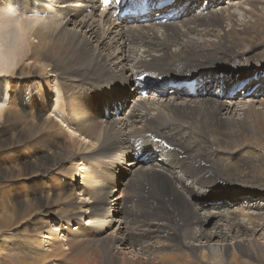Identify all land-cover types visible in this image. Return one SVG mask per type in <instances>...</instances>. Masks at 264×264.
Wrapping results in <instances>:
<instances>
[{
  "label": "bare ground",
  "instance_id": "obj_1",
  "mask_svg": "<svg viewBox=\"0 0 264 264\" xmlns=\"http://www.w3.org/2000/svg\"><path fill=\"white\" fill-rule=\"evenodd\" d=\"M227 4L0 0V158L22 139L27 194L47 188L36 210L0 216V264H264V126L250 117L264 115V0ZM170 5L184 14L162 23ZM20 85L45 105L14 137ZM119 97L128 108L103 118ZM51 102L59 122L43 117ZM61 134L58 150L34 148ZM12 171H0V204Z\"/></svg>",
  "mask_w": 264,
  "mask_h": 264
},
{
  "label": "rangeland",
  "instance_id": "obj_2",
  "mask_svg": "<svg viewBox=\"0 0 264 264\" xmlns=\"http://www.w3.org/2000/svg\"><path fill=\"white\" fill-rule=\"evenodd\" d=\"M94 6H96V5H94ZM82 11L84 12V13H89L90 12V9L89 8H83L82 9ZM99 12L101 13L102 12V9H99ZM46 16V15H45ZM47 17H50V16H47ZM239 18V20H242L243 19V17L241 16V15H239V13L237 12V19ZM7 23H9L8 21H6ZM262 36H264V35H262ZM252 38H248V43L249 44H252V43H254L255 41H257V40H251ZM257 46H259L260 47V44H258ZM27 50V45H26V47H24V49H23V52H25ZM256 78V76L255 77H253V78H251V82H252V80L254 81V79ZM54 79V80H53ZM250 82V83H251ZM49 84L53 87V91L51 92L52 93V96H54V97H52L53 98V100L55 99V96H56V94H58V93H56L55 95H54V91H55V85L54 84H56V79L54 78V76L53 75H50V79H49ZM246 84V83H245ZM245 84H241L240 86H242V87H240L239 86V88L234 92L235 94H234V99H238V96L241 98V99H243L242 98V95L240 94V93H242V89L245 87V86H247V84L245 85ZM249 84V83H248ZM20 87V89H22V99H21V101H20V103H19V105L17 106V112H18V118H16V120H13V123H10L9 124V127H10V129L15 133V135H11V136H14V137H19V135H22V131H23V129L24 128H22V126H29V125H35V119H34V116L36 115V113H37V110H38V108H40V107H42V106H44L45 105V102H42V103H40L38 100H36V99H34V96H33V94L30 92V90L32 89V88H30V86H26V88L25 87H23V86H19ZM22 87V88H21ZM28 87V88H27ZM255 95L256 94H258V93H254ZM58 96L60 97V95L58 94ZM58 97V98H59ZM248 98H250V99H253V94L252 95H249V97ZM244 99H247V98H244ZM253 100H259V99H253ZM53 105H54V103L53 102H51V104L49 105V109H48V113L47 114H45L43 117H48V115L50 116V117H52L53 119H55V121H60V118L59 117H56V118H54V116L52 115V114H56L57 112H58V108H53ZM123 108H125V105L122 107V109ZM15 109V110H16ZM50 110V111H49ZM53 111V112H52ZM99 113L100 112H96V115H99ZM57 116V115H56ZM253 120H255L258 124H260V125H262V126H264V115H255V116H250ZM3 124L2 123H0V131L2 132V133H5L6 132V126H2ZM3 130V131H2ZM65 130V132H67V130L66 129H64ZM62 133H64V132H62ZM13 137V138H14ZM65 137H64V134H61L59 137H57V138H53L52 137V139H51V141H49L48 142V144L46 143V145H48L47 147H41L39 144H38V146H36L35 145V149H37V150H39V149H41V150H39L41 153H43L44 151H47L48 150V148L50 149V150H56V148H57V150H58V148L61 146V143L63 142L62 140L64 139ZM13 140V139H12ZM16 141V140H15ZM24 144V141L21 139L20 140V143H19V149L18 148H16V149H12V152H19V156L18 157H12V156H9V159H8V161H3V160H1V158H0V171L2 170V169H4L5 167L6 168H9V169H13V178L11 179V181H10V183H11V185H12V188H10L9 187V189H11V190H8V191H6L5 192V194H6V197L3 199V200H5V203H3V204H0V216L2 215V216H4V215H6V216H11V217H13L16 213H18L19 211L22 213V211H23V208H25V207H23L24 206V203H31L32 204V207H31V209L33 208L34 210H36V204L35 203H37L38 202V198H41V199H43V200H41V201H43L42 203L43 204H46V199H45V197H44V195H46V192H47V188L46 187H44L43 188V190H42V188H41V186H39V188L37 187V188H35L34 189V192H33V194H35L34 196H32L31 194H27V189H28V183H27V181H25V180H23L22 179V176H21V167L24 165V160H25V158L28 160H33V157H32V154H30L29 153V151H30V148H27L26 147V149H22L21 147V145H23ZM44 150V151H43ZM8 153H11V152H8ZM29 154V155H28ZM20 169V170H19ZM52 179V178H51ZM2 181V180H1ZM56 182H58V181H56L55 179H52V183H53V185L56 183ZM70 182V181H69ZM60 183V182H59ZM45 185V184H44ZM54 188H55V192H52L51 193V198L50 199H48V200H50L49 201V203H51L52 205H57V198H58V194H59V189H60V187L58 186V185H54L53 186ZM46 188V189H45ZM53 188V189H54ZM39 190V191H38ZM42 190V191H41ZM26 192V193H25ZM37 192V193H36ZM29 193V192H28ZM58 193V194H57ZM25 194V195H24ZM53 194V195H52ZM55 194V195H54ZM28 195V196H27ZM40 196H42V197H40ZM29 197V198H28ZM26 199V200H25ZM31 199V200H30ZM259 199V198H258ZM22 200H24L23 202H22ZM79 200H77V202H78ZM33 202V203H32ZM23 204V205H22ZM50 204V205H51ZM49 205V206H50ZM51 205V206H52ZM21 207V208H20ZM21 209V210H20ZM30 209V210H31ZM31 214H33L32 212L30 213V215H29V221L30 222H32L33 220H34V215H31ZM31 218V219H30ZM26 221L24 222V223H26V225H27V219H25ZM53 222V223H52ZM52 222H50V225H54V219L52 220ZM34 223V222H33ZM38 225V222H36L35 223V225L34 226H37ZM40 225V224H39ZM38 225V226H39ZM24 226V225H23ZM23 226H22V228H19V229H15V230H13V231H11V233H13V234H16V235H20L21 233H23ZM32 227L31 225H27L26 226V228L27 229H31V228H33V229H35V227ZM29 227V228H28ZM55 227H52V229H54Z\"/></svg>",
  "mask_w": 264,
  "mask_h": 264
}]
</instances>
